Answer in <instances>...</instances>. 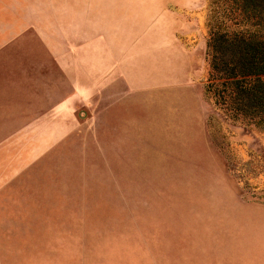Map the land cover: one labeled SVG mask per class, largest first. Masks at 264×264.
Wrapping results in <instances>:
<instances>
[{"label":"rangeland","instance_id":"obj_1","mask_svg":"<svg viewBox=\"0 0 264 264\" xmlns=\"http://www.w3.org/2000/svg\"><path fill=\"white\" fill-rule=\"evenodd\" d=\"M84 1L32 8L112 47L129 90L77 111L35 189L3 190L0 264H264V130L206 88L207 0H125L114 19Z\"/></svg>","mask_w":264,"mask_h":264},{"label":"crops","instance_id":"obj_2","mask_svg":"<svg viewBox=\"0 0 264 264\" xmlns=\"http://www.w3.org/2000/svg\"><path fill=\"white\" fill-rule=\"evenodd\" d=\"M34 3L0 0V195L7 188L15 195L19 187L35 189L42 166L34 164L79 129L77 111H92L99 94L108 99L129 90L121 72L115 76L119 64L115 66L112 47L99 50L92 38L68 35L61 15L56 16L58 31L51 33L56 18L49 11L35 13ZM72 3L69 12L76 13L82 0ZM83 3L90 15L114 19L130 14L125 0ZM112 116L107 109V130L113 128Z\"/></svg>","mask_w":264,"mask_h":264},{"label":"trees","instance_id":"obj_3","mask_svg":"<svg viewBox=\"0 0 264 264\" xmlns=\"http://www.w3.org/2000/svg\"><path fill=\"white\" fill-rule=\"evenodd\" d=\"M206 26L207 90L264 130V0H207Z\"/></svg>","mask_w":264,"mask_h":264}]
</instances>
